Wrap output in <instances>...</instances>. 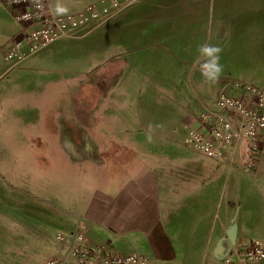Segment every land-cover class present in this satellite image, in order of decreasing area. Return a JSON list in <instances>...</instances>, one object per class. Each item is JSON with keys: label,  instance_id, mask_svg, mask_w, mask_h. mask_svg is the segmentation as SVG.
<instances>
[{"label": "rangeland", "instance_id": "rangeland-1", "mask_svg": "<svg viewBox=\"0 0 264 264\" xmlns=\"http://www.w3.org/2000/svg\"><path fill=\"white\" fill-rule=\"evenodd\" d=\"M70 1L76 6L71 7ZM93 1L63 3L69 13H76ZM220 1L137 0L136 5L143 9L130 13L128 19L146 24L140 37L107 45L106 33H101L107 32L106 21L82 40L59 47H50V43L4 71L0 75V204L1 196H32L36 200L60 199L63 204L59 205L75 210L82 204L77 200L82 196H89L90 202L91 196L100 193H119L120 168L135 175L130 162L142 149L139 135H156L163 125L181 128L178 113V124L157 119L162 111L175 110L176 105L167 101L183 102V106L191 102L193 107L201 100L215 107L211 83L202 79L197 87L194 60L200 44L216 45L219 30L223 31L222 59L228 61L224 69L231 74L226 75L227 81L264 89V13L236 47L241 19L235 13L244 10L232 6L233 10L218 14ZM9 9L0 2L4 38L16 35L21 27L14 18L16 23L7 22ZM139 30L133 26L130 32ZM244 44L248 50L240 55ZM7 45L1 46L5 53ZM5 65L11 61L6 60ZM223 78L221 81L226 80ZM244 151L242 138L239 156ZM116 157L119 160L114 162ZM242 161L239 157L238 162ZM258 190L264 196V183ZM244 193L254 196L250 183L245 184ZM252 239L264 245V226L244 237ZM46 255L41 249L32 264L43 262Z\"/></svg>", "mask_w": 264, "mask_h": 264}, {"label": "crops", "instance_id": "crops-1", "mask_svg": "<svg viewBox=\"0 0 264 264\" xmlns=\"http://www.w3.org/2000/svg\"><path fill=\"white\" fill-rule=\"evenodd\" d=\"M48 3L52 5L50 0ZM71 4V7L76 6L73 2ZM136 4L119 13L124 12L122 15L117 14L107 20V32H94L106 33L107 45L125 44L140 37L146 24H134L128 19L130 13L143 9ZM232 6L244 10L235 13L241 19L236 30L237 47L245 32L248 35L253 31L260 13H264V0H221L216 9L220 14L233 10ZM11 15V10L5 14L7 22L16 23ZM157 18L170 20V17ZM133 26L140 30L130 32ZM91 33L60 39L49 46L59 47L68 41L73 43ZM222 34V30L217 32V46H221ZM14 35L4 38L0 34V75L11 66L5 65V50L1 46L4 42L9 46ZM240 50V55L245 54L248 45L244 44ZM222 55L220 63L224 68L228 61L226 57L223 60ZM226 72L227 68L218 82L211 83L215 107L201 100L193 107H190L191 102L183 106V102L167 101L176 105L175 110L162 111L157 119L161 118L162 123L171 120L178 124L180 114L181 128H165L163 125L156 135L153 132L139 135L142 149L130 162L135 175H128L126 167L124 170L120 168L122 174L118 180L122 187L119 193L111 196L100 193L91 196L90 202L89 196H82L77 199L82 204L75 210L59 205L62 203L60 199L1 196L0 264H32L41 249L47 251V258L57 254L66 245L75 216L85 223L90 240L107 243L121 254H145L149 256L146 264H219L222 253L234 241L244 240L247 233L254 234L260 230L264 226V196H260L258 186L264 183L263 161L257 165L256 173L249 174L243 171L245 151L240 156L238 153L233 165L228 166V157L211 159L184 144L187 128L195 127L202 131L198 122L201 104L216 108L217 88L224 76L223 79H227L226 75H231ZM195 79L197 87H200L199 82L204 78L199 70ZM230 92L233 93L232 90ZM239 157L243 159L241 164ZM117 159L113 161L117 162ZM247 183H250L254 196L244 193ZM68 203L72 205V202ZM59 233L65 236L64 241L56 238Z\"/></svg>", "mask_w": 264, "mask_h": 264}, {"label": "built area", "instance_id": "built-area-1", "mask_svg": "<svg viewBox=\"0 0 264 264\" xmlns=\"http://www.w3.org/2000/svg\"><path fill=\"white\" fill-rule=\"evenodd\" d=\"M137 0H96L76 12L53 16L48 0H0L9 7L14 20L21 23L5 53L11 66L50 43L83 36L119 14ZM222 82V81H221ZM234 91L236 94L231 93ZM201 130L186 129L184 144L204 156L224 160L232 166L240 140H245L243 171L256 173L264 163V89L227 79L216 91V108L201 104L198 112ZM59 233L56 238L64 241ZM149 256L137 252L121 254L107 243L90 240L79 216L67 242L59 252L39 264H146ZM219 264H264V245L256 239L234 241L222 253Z\"/></svg>", "mask_w": 264, "mask_h": 264}, {"label": "clouds", "instance_id": "clouds-1", "mask_svg": "<svg viewBox=\"0 0 264 264\" xmlns=\"http://www.w3.org/2000/svg\"><path fill=\"white\" fill-rule=\"evenodd\" d=\"M37 7H42L40 0H35ZM49 11L53 16H64L70 12L69 7L63 3V0H56L54 5H50ZM197 58L194 65L198 66L201 76L210 83L219 81L224 68L220 63V54L223 49L220 46L210 43H202L197 47ZM151 130V125L149 126ZM149 139L151 136L149 135Z\"/></svg>", "mask_w": 264, "mask_h": 264}]
</instances>
